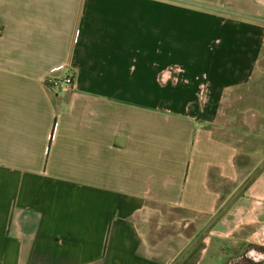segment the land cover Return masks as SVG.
Instances as JSON below:
<instances>
[{
  "label": "crops",
  "instance_id": "0c3cea01",
  "mask_svg": "<svg viewBox=\"0 0 264 264\" xmlns=\"http://www.w3.org/2000/svg\"><path fill=\"white\" fill-rule=\"evenodd\" d=\"M249 245L264 0H0V264H226Z\"/></svg>",
  "mask_w": 264,
  "mask_h": 264
},
{
  "label": "rangeland",
  "instance_id": "374dc122",
  "mask_svg": "<svg viewBox=\"0 0 264 264\" xmlns=\"http://www.w3.org/2000/svg\"><path fill=\"white\" fill-rule=\"evenodd\" d=\"M239 249L240 250L235 252L234 255L230 258L229 260L230 263L235 261V264H237L239 261H244L247 259V260H251L256 264H264V250L254 248L251 245L244 246Z\"/></svg>",
  "mask_w": 264,
  "mask_h": 264
},
{
  "label": "built area",
  "instance_id": "2783aa9c",
  "mask_svg": "<svg viewBox=\"0 0 264 264\" xmlns=\"http://www.w3.org/2000/svg\"><path fill=\"white\" fill-rule=\"evenodd\" d=\"M55 84H60L63 89L69 90L74 85V75L68 73L61 82L56 81Z\"/></svg>",
  "mask_w": 264,
  "mask_h": 264
},
{
  "label": "trees",
  "instance_id": "16d2710c",
  "mask_svg": "<svg viewBox=\"0 0 264 264\" xmlns=\"http://www.w3.org/2000/svg\"><path fill=\"white\" fill-rule=\"evenodd\" d=\"M252 246V245H251ZM234 262V264H235V261H233ZM233 262H231L230 263V261L229 262H227L226 264H233ZM237 264H256V263H254V262H252L251 260H244V261H239Z\"/></svg>",
  "mask_w": 264,
  "mask_h": 264
}]
</instances>
